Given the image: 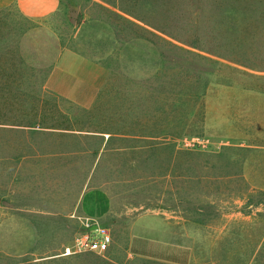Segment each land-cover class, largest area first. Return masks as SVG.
Returning <instances> with one entry per match:
<instances>
[{"label":"rangeland","instance_id":"rangeland-1","mask_svg":"<svg viewBox=\"0 0 264 264\" xmlns=\"http://www.w3.org/2000/svg\"><path fill=\"white\" fill-rule=\"evenodd\" d=\"M59 3L40 22L0 7V264H173L133 254L120 218L104 253H61L85 219L46 211L57 207L50 195L103 185L78 180L103 131L114 134L95 168L121 173L105 186L122 212L168 225L158 236L188 244L186 264H264V149L226 141L241 136L237 94L264 92V73L248 69L264 67V0ZM63 47L73 50L63 64L95 83L86 106L43 82ZM35 124L100 133L83 139L89 154L73 156L74 179L40 173L63 176L60 163L14 164L18 142L34 134L13 126Z\"/></svg>","mask_w":264,"mask_h":264},{"label":"crops","instance_id":"crops-1","mask_svg":"<svg viewBox=\"0 0 264 264\" xmlns=\"http://www.w3.org/2000/svg\"><path fill=\"white\" fill-rule=\"evenodd\" d=\"M59 0H0V7H9L13 12L22 18L31 21H45L48 20L59 9ZM57 57L44 78V84L54 92L62 95L68 100L80 105L86 106L89 104L91 97L94 94V82L88 75H79L72 69V63L63 64L62 57L66 54L72 57L73 50L69 47L60 48L57 51ZM72 59V58H71ZM62 62V64H61ZM251 71L257 73H264V67H250ZM87 72V70H86ZM248 92L238 93L242 101L240 109L233 111L235 117L232 121L233 125H241V136L229 138L226 136L227 142H236L237 145L251 148L264 149V92L252 91L247 88ZM13 128L20 131L21 129H33L31 134L33 137L28 136L25 142H18V150L10 157L13 159L14 164H21L26 160L27 164L35 166L37 164H61L65 168L63 176H54L56 170L47 169L41 166L40 173L46 174L51 179L71 181L73 156L89 154L91 147L87 145L84 138L94 135L95 138L100 135L98 131H88L79 129L73 126L63 127L57 125H14ZM250 128V129H249ZM252 129V131H251ZM236 133V131H235ZM256 133L257 136L254 134ZM114 134L112 131H103L100 136L99 143H94L93 158L80 163H88L89 169L84 170V174L78 177V180L84 182L99 181L104 182L103 185H90L83 187L76 195L75 199L66 197L57 201V194L50 195L51 205L57 206L54 209L46 210L48 212H63L66 217H70L71 213H76L78 216L87 220H95L101 224L107 225L110 230H114L119 218L127 222L126 230L128 232V248L133 254L141 255L150 259H155L162 262L173 264H186L190 258L189 245L183 242L173 241L169 238L159 237L161 233H169V227L158 226L154 224L150 218L148 220L145 215H138L133 213L130 208H126L127 212H122L121 208L117 207L114 199L117 197L113 191L106 188L107 181H116L120 179L121 173L117 171L115 174L107 169V166L97 174V161L101 151L108 147V137ZM99 138V137H98ZM252 140V141H251ZM257 140V141H254ZM65 141V142H64ZM59 142V144H58ZM64 143V144H63ZM116 162V161H114ZM114 164L113 162H111ZM63 165H70L69 169ZM38 169V167H36ZM67 173L70 175L68 176ZM18 174V173H17ZM31 173L25 174L19 172V179H26ZM25 175H27L25 177ZM119 175V177H118ZM73 196V195H72ZM44 199V198H43ZM42 199V200H43ZM47 204V201H43ZM60 202V203H58ZM64 202V205H63ZM37 211V210H36ZM40 211V210H39ZM44 212V211H43ZM134 214V216L132 215ZM150 217V215H149ZM164 219L162 215L157 216ZM165 222H169V218H165ZM13 224L7 226L8 230L13 228ZM24 228V226H22ZM138 234L140 236H135ZM61 235L57 238L55 244H59ZM71 240H69L70 243ZM5 244V243H4Z\"/></svg>","mask_w":264,"mask_h":264},{"label":"built area","instance_id":"built-area-1","mask_svg":"<svg viewBox=\"0 0 264 264\" xmlns=\"http://www.w3.org/2000/svg\"><path fill=\"white\" fill-rule=\"evenodd\" d=\"M111 241L108 227L95 220H85L80 229L72 238L70 243L62 248V254H71L90 250L98 254L104 253Z\"/></svg>","mask_w":264,"mask_h":264}]
</instances>
